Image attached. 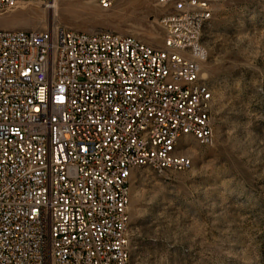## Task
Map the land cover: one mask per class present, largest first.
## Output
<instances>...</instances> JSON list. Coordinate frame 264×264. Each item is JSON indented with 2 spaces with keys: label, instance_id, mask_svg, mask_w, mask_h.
<instances>
[{
  "label": "built area",
  "instance_id": "2783aa9c",
  "mask_svg": "<svg viewBox=\"0 0 264 264\" xmlns=\"http://www.w3.org/2000/svg\"><path fill=\"white\" fill-rule=\"evenodd\" d=\"M187 5L159 20L162 50L103 31H0V264H129L132 173L187 171L184 144L212 146L210 12Z\"/></svg>",
  "mask_w": 264,
  "mask_h": 264
},
{
  "label": "rangeland",
  "instance_id": "374dc122",
  "mask_svg": "<svg viewBox=\"0 0 264 264\" xmlns=\"http://www.w3.org/2000/svg\"><path fill=\"white\" fill-rule=\"evenodd\" d=\"M54 1L0 10V31H103L162 50L159 20L207 4L201 80L212 146L184 144L187 171L132 173L129 264H264V0Z\"/></svg>",
  "mask_w": 264,
  "mask_h": 264
},
{
  "label": "bare ground",
  "instance_id": "6f19581e",
  "mask_svg": "<svg viewBox=\"0 0 264 264\" xmlns=\"http://www.w3.org/2000/svg\"><path fill=\"white\" fill-rule=\"evenodd\" d=\"M165 0H162V2ZM55 7V1L53 0V2H51V4L48 6V8H54Z\"/></svg>",
  "mask_w": 264,
  "mask_h": 264
}]
</instances>
